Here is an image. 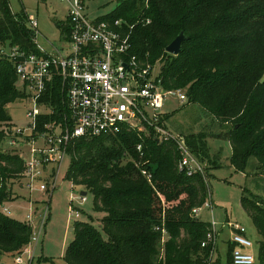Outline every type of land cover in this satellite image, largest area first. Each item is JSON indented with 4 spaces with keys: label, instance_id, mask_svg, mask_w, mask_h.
Here are the masks:
<instances>
[{
    "label": "trees",
    "instance_id": "16d2710c",
    "mask_svg": "<svg viewBox=\"0 0 264 264\" xmlns=\"http://www.w3.org/2000/svg\"><path fill=\"white\" fill-rule=\"evenodd\" d=\"M26 20L11 12L8 0H0V43L37 54ZM117 20L130 32L133 55L153 66L161 62L166 90L186 89L188 103L198 104L212 124L230 126L220 137L230 144L234 169L243 171L254 158L264 178V0H119L100 21ZM180 33L188 39L180 54L165 53ZM26 98L13 63L0 58V147L12 129L6 106ZM62 99L55 79L42 100L50 113L39 117L36 132H43L44 124L64 122L68 112ZM184 138L207 163L202 134ZM144 139V158L135 151L142 140L134 133L69 143L64 179L92 195V211L100 218L98 227L72 223L66 264H210L211 247L201 244L212 225L190 216L206 203L205 179L177 172L172 144ZM23 172L24 161L15 151H0V264L3 257L21 255L32 235L28 225L2 213L12 201L11 180L20 181ZM240 206L259 237L256 264H264V192L257 196L245 189Z\"/></svg>",
    "mask_w": 264,
    "mask_h": 264
},
{
    "label": "built area",
    "instance_id": "2783aa9c",
    "mask_svg": "<svg viewBox=\"0 0 264 264\" xmlns=\"http://www.w3.org/2000/svg\"><path fill=\"white\" fill-rule=\"evenodd\" d=\"M68 3L66 24V48H54L46 52L36 45L38 22L33 16H27L26 25L34 33V45L38 51L26 53L18 47H10L9 51L0 49V58H6L13 63L18 84L26 95L32 108L27 116L33 120L29 128L33 135L31 157L29 163L24 161L22 178L27 179L26 189L32 193L34 184L39 180L38 166L60 164L68 156L67 148L70 142L80 138H95L115 136L120 133H134L141 137V142L135 147L139 157H146L144 138L154 140L158 145L170 143L178 155L176 169L178 173L188 178L200 176L206 179L207 163L200 160L190 150L185 138L174 136L168 129L166 121L169 117L164 112L166 99H176L184 104L188 102L182 90H166L162 78L154 74V66L132 54L130 32L121 20L90 22L85 15L84 0H58ZM148 1V0H146ZM131 30V28H130ZM57 79L66 105L68 116L64 122L44 124L43 132L37 131L38 119L44 113L42 100L47 96L48 88ZM10 145L23 143L22 132H11ZM41 141L35 147L34 141ZM22 140V141H19ZM25 143V142H24ZM150 182V176L142 171ZM54 174V173H53ZM55 177L52 188L43 184L38 191L52 192L55 189ZM205 208H211L206 202ZM201 208L193 209L197 216ZM2 213L8 216V210L2 207ZM78 216L71 209V215ZM47 211L39 217L29 244L22 254L29 253L30 243L38 244L46 221ZM31 230L32 216H27ZM231 230L230 245L231 262L233 264H256V259L241 250L252 247L246 237V231L238 225L228 224ZM207 233L202 248L211 247L210 260L214 254V229ZM157 230H159L157 228ZM161 241L164 242L166 232L161 231ZM14 262L24 264L18 256Z\"/></svg>",
    "mask_w": 264,
    "mask_h": 264
},
{
    "label": "rangeland",
    "instance_id": "374dc122",
    "mask_svg": "<svg viewBox=\"0 0 264 264\" xmlns=\"http://www.w3.org/2000/svg\"><path fill=\"white\" fill-rule=\"evenodd\" d=\"M8 2L14 15H23L25 18L33 16L37 20L38 33L35 42L40 49L49 52L54 48L59 50L66 48V32L63 27L66 24L68 3L58 0H8ZM84 4L88 20L96 22L110 16L118 6L119 0H84ZM9 48V42L0 43L1 50L9 51ZM160 70L161 62H158L154 65V74L159 75ZM18 90L22 91L20 84H18ZM181 90L186 92V89ZM31 108L32 105L25 99L6 106L11 120V132L21 131L22 139H29L33 135V131L29 128L33 120L27 116V111ZM164 112L169 114L166 124L174 136L187 137L189 134H202L205 142L208 173L205 179L208 188L206 202L211 208H205L203 205L197 216L193 214V210L190 216L211 224L214 229L215 247L210 264H233L230 260L232 246L230 245L231 230L228 224L245 229L246 237L252 247L241 251L251 254L256 259L259 237L252 221L240 206L242 192L245 189L248 188L257 196L264 192L259 187V185L264 187V178L256 171V160L250 158L243 171H236L231 164L230 144L220 137V133L227 132L230 126L212 124L210 117L203 113L198 104L188 102L182 104L176 99L168 98ZM40 143L39 139H35L34 146L38 147ZM31 148V140L11 146L8 138L1 145L0 151L7 153L15 151L22 160L29 163L32 160ZM141 163H143L142 160ZM69 165L70 158L66 156L60 164L38 166L39 180L35 182L32 193L25 187L28 183L27 179L11 180L15 182L12 186V201L4 204L9 218L28 224L27 216L30 214L33 219L32 233L35 235L39 217L47 211L38 244L30 243L29 253L18 255L24 264H66L63 255L67 246L73 241V235L69 231L72 223L90 222L94 227H98L97 220L100 217L92 211V195L87 193L82 197L80 193L84 190L64 179ZM54 177L56 178L55 189L51 193L38 191V187L42 184L51 190ZM260 180L263 181L262 184ZM70 199L73 201L70 202ZM71 209L77 211V217L74 214L71 215ZM18 256L3 257L1 263L12 264Z\"/></svg>",
    "mask_w": 264,
    "mask_h": 264
},
{
    "label": "water",
    "instance_id": "95a60500",
    "mask_svg": "<svg viewBox=\"0 0 264 264\" xmlns=\"http://www.w3.org/2000/svg\"><path fill=\"white\" fill-rule=\"evenodd\" d=\"M187 40V37L183 33L178 34L176 38L165 48V53L171 56H178L181 52L182 44ZM86 194V191L80 193L82 197L86 196ZM70 232H72V230H70Z\"/></svg>",
    "mask_w": 264,
    "mask_h": 264
},
{
    "label": "crops",
    "instance_id": "0c3cea01",
    "mask_svg": "<svg viewBox=\"0 0 264 264\" xmlns=\"http://www.w3.org/2000/svg\"><path fill=\"white\" fill-rule=\"evenodd\" d=\"M72 201H73V199H70V202H72ZM70 230H72V229L70 228L69 231H70Z\"/></svg>",
    "mask_w": 264,
    "mask_h": 264
}]
</instances>
